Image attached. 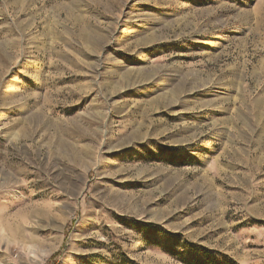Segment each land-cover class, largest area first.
Segmentation results:
<instances>
[{
	"label": "rangeland",
	"instance_id": "1",
	"mask_svg": "<svg viewBox=\"0 0 264 264\" xmlns=\"http://www.w3.org/2000/svg\"><path fill=\"white\" fill-rule=\"evenodd\" d=\"M264 264V0H0V264Z\"/></svg>",
	"mask_w": 264,
	"mask_h": 264
},
{
	"label": "trees",
	"instance_id": "2",
	"mask_svg": "<svg viewBox=\"0 0 264 264\" xmlns=\"http://www.w3.org/2000/svg\"><path fill=\"white\" fill-rule=\"evenodd\" d=\"M55 260L52 258L47 264H52Z\"/></svg>",
	"mask_w": 264,
	"mask_h": 264
}]
</instances>
